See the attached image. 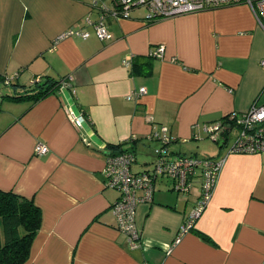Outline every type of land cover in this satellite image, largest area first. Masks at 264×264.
<instances>
[{
    "label": "crops",
    "instance_id": "obj_1",
    "mask_svg": "<svg viewBox=\"0 0 264 264\" xmlns=\"http://www.w3.org/2000/svg\"><path fill=\"white\" fill-rule=\"evenodd\" d=\"M114 8L115 0H0V74H16L10 85L0 83V189L41 210L25 264H264V152H228L233 125L204 130L254 100L264 104V28L246 3L153 20L140 7L127 17ZM100 15L110 39L85 21ZM76 27L90 35L56 39ZM158 45L163 56L152 57ZM37 78L71 86L36 101L9 97ZM141 86L144 93L127 98ZM70 110L84 115L81 128ZM158 125L175 138L171 157L224 161L194 230L173 246L201 178L188 192L158 178L152 199L136 206L141 246L131 248L112 211L119 192L105 185L106 148L133 146L132 171L147 170L156 144L148 137ZM38 142L46 153L35 152Z\"/></svg>",
    "mask_w": 264,
    "mask_h": 264
},
{
    "label": "built area",
    "instance_id": "obj_2",
    "mask_svg": "<svg viewBox=\"0 0 264 264\" xmlns=\"http://www.w3.org/2000/svg\"><path fill=\"white\" fill-rule=\"evenodd\" d=\"M115 14L122 17L129 16V12L134 7H142L145 18L153 20L162 17H172L180 14L214 9L240 3H246L251 8L258 23L264 28V0H115ZM87 24L92 25L96 36L101 40L110 39L112 34L107 29L100 15L97 20L92 21L88 16L85 18ZM71 35L86 38L90 32L84 28H68L61 31L56 39H62ZM164 45H158L149 54L154 57H162ZM124 64H129V60H124ZM264 65V60L261 61ZM14 75H1L0 83L9 85ZM39 80L35 79L33 82ZM60 86H71L68 79L61 82ZM72 94L75 93L73 89ZM145 92V87L141 86L131 92L127 98L138 97ZM0 87V100L2 99ZM69 118L73 125L81 128L84 115L77 114L73 110L69 111ZM233 125L237 128L236 135L229 145L228 152H264V104L254 100L248 110L244 112H231L225 117L224 123L215 121L206 124L204 130L213 133L223 125ZM149 140L155 141L151 152L154 160L150 168L142 172H133L132 163L135 155L132 151L107 152L105 154V164L103 175L105 185L116 189L119 192L118 199L112 205V211L117 220V228L127 235V241L131 248L141 246V233L135 224V209L139 201L151 200L156 189L157 180L166 177L170 180V188L176 192H188L191 188V181L194 176L201 178V187L194 206L188 216L179 227L177 236L172 242V246L178 243L181 236L194 227L196 219L203 212L210 199L215 183L217 181L224 158L199 157L196 155H176L170 156L169 144L173 139L168 132V127L158 125ZM131 140H137L132 136ZM35 152L44 154L48 147L38 142L34 146ZM142 193L139 194L138 191ZM172 246L166 251L168 253Z\"/></svg>",
    "mask_w": 264,
    "mask_h": 264
},
{
    "label": "trees",
    "instance_id": "obj_3",
    "mask_svg": "<svg viewBox=\"0 0 264 264\" xmlns=\"http://www.w3.org/2000/svg\"><path fill=\"white\" fill-rule=\"evenodd\" d=\"M62 81L48 78L39 79L26 87L23 93L9 95V97L15 101L25 99L36 101L49 94L55 87L60 86ZM5 96L2 92V99ZM125 145V142L108 144L106 152L132 150L133 146ZM40 225L41 210L32 199L16 193L12 189H0V264H25ZM191 230H194V227ZM195 231L200 237L210 241L207 235Z\"/></svg>",
    "mask_w": 264,
    "mask_h": 264
},
{
    "label": "rangeland",
    "instance_id": "obj_4",
    "mask_svg": "<svg viewBox=\"0 0 264 264\" xmlns=\"http://www.w3.org/2000/svg\"><path fill=\"white\" fill-rule=\"evenodd\" d=\"M140 8H142V7H140ZM142 9H143V8H142ZM142 158H143V157H142L141 154H137V159H138V161L141 160ZM194 182H195V184H197V180H195ZM0 240H1V238H0Z\"/></svg>",
    "mask_w": 264,
    "mask_h": 264
}]
</instances>
